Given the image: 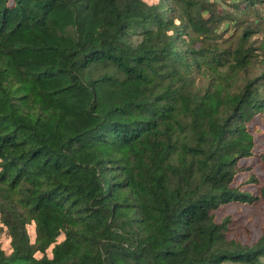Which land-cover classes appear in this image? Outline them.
<instances>
[{
	"label": "trees",
	"instance_id": "trees-1",
	"mask_svg": "<svg viewBox=\"0 0 264 264\" xmlns=\"http://www.w3.org/2000/svg\"><path fill=\"white\" fill-rule=\"evenodd\" d=\"M261 32L264 0H0V264H264L216 218L264 202Z\"/></svg>",
	"mask_w": 264,
	"mask_h": 264
},
{
	"label": "rangeland",
	"instance_id": "rangeland-1",
	"mask_svg": "<svg viewBox=\"0 0 264 264\" xmlns=\"http://www.w3.org/2000/svg\"><path fill=\"white\" fill-rule=\"evenodd\" d=\"M153 2L154 0H146ZM226 25H224V28ZM230 32H228L229 35ZM264 36L261 32L257 37ZM253 123H257L259 132L255 134L256 146L255 152H261L264 148V123L261 117H257ZM240 163L249 168L248 172L241 173L235 180L236 184H243L244 189L257 193L260 188H264V167L258 161L256 156L243 158ZM249 173H254L258 179L257 183H245ZM229 217L230 237H236L243 242L252 243L256 241L263 232L264 226V202L258 201L253 204L231 203L222 206L216 211L217 220ZM31 237L35 239V229L29 226ZM0 245L7 253L11 252L10 237L7 230L2 226L0 220Z\"/></svg>",
	"mask_w": 264,
	"mask_h": 264
}]
</instances>
